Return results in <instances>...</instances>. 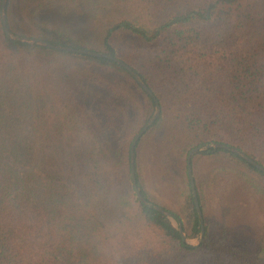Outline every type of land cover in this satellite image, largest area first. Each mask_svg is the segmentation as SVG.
<instances>
[{
	"label": "trees",
	"instance_id": "trees-1",
	"mask_svg": "<svg viewBox=\"0 0 264 264\" xmlns=\"http://www.w3.org/2000/svg\"><path fill=\"white\" fill-rule=\"evenodd\" d=\"M57 1L7 0L11 39L0 0V264H264V220L239 243L226 224L215 234L206 215L208 196L229 177L260 199L264 216L262 171L225 149L206 150L212 168L195 166L206 234L199 246L184 243L131 183V143L153 116V99L112 60L20 40L117 58L118 38L136 43L122 59L161 104L150 131L164 136L181 169L170 210L195 238L189 151L224 143L264 166V0H82L89 22L78 34L40 20L74 2ZM82 80L127 103L90 109L91 91L74 89ZM138 156L142 195L170 211L142 179Z\"/></svg>",
	"mask_w": 264,
	"mask_h": 264
},
{
	"label": "rangeland",
	"instance_id": "rangeland-1",
	"mask_svg": "<svg viewBox=\"0 0 264 264\" xmlns=\"http://www.w3.org/2000/svg\"><path fill=\"white\" fill-rule=\"evenodd\" d=\"M57 2L62 1L59 0ZM56 5L61 6L53 8L50 7L42 12L40 19L42 22H45L48 25L54 27L68 29L73 34L83 33V31L86 30L89 22L86 17L88 9L90 8L88 4H85L82 0H74L69 8L62 7V3H58ZM116 43L118 45V52L121 53L119 56L120 59L126 58V51H132L136 48V43L128 38H118ZM83 82L85 81L82 80L81 82L74 84L75 86H77V88L74 89H79V94L84 96L88 94V92L91 91L92 88L89 84H81ZM86 89H88V91ZM95 90L96 88L90 92L87 100V103H89V107L92 110L96 109L95 105H97V103H99V105L100 103L113 102L127 103L123 100H112L110 95L106 94L105 92H100L96 95ZM119 107L122 108L121 105H119ZM150 129L140 140L142 141V143L137 148L139 154L137 159L139 164V171L141 172L142 179L145 181L151 194L160 203L167 206L169 210H176L174 205V195L176 192L175 180L180 177L181 169L178 166L173 153L161 142L162 137L164 138V136L162 135L160 139L156 134V131H150ZM205 155V153H198L192 159L194 178L195 166L196 171L199 174H204L212 168V163L209 162L208 159H203ZM37 173L40 174L41 172L37 170ZM259 200L260 199L253 193L245 189L243 184L239 180L224 177L219 182L217 191L211 196H208V208L206 215L207 218L211 217V219L208 220L210 224L217 226L215 227L216 230L212 231L215 234H218L217 230H219V226H221L222 224H226L239 243L252 240L254 235L257 232L259 233L261 227L263 226L264 216ZM172 213L174 212L172 211ZM203 217L205 221L204 212ZM188 240L189 243L193 245L198 244V240L196 239V237L188 238Z\"/></svg>",
	"mask_w": 264,
	"mask_h": 264
},
{
	"label": "water",
	"instance_id": "water-1",
	"mask_svg": "<svg viewBox=\"0 0 264 264\" xmlns=\"http://www.w3.org/2000/svg\"><path fill=\"white\" fill-rule=\"evenodd\" d=\"M6 7H7V0H2L3 26H4V29L6 31L7 36L11 39H16L17 37L14 34H12L8 28L7 16H6ZM20 40L25 41V42H29L31 44H38V45L46 46L49 48H55L57 50H63V51H68V52H72V53L88 55L90 57L106 58V59L112 60V61L116 62L117 64H119L121 67H123L126 71H128L130 73V75L136 80V82L142 87V89L153 99V101L156 105L155 113L148 120V122L144 125L142 130L139 133H137V135L134 137V139L131 143V147H130L131 183H132V187H133L136 198L145 206L153 208V209L161 212L162 214L166 215L170 219V221L173 223L175 228L178 229L179 234H180L182 241L184 243H188L189 245L195 246V247L199 246L204 241L205 234H206L205 221H204L203 212H202V209L200 206V201H199L198 192H197V186H196V182H195V178H194V174H193L192 159L196 154L205 153V151L208 149H213L212 152H215L218 148H222V149H225L227 151H230L232 153L239 155L247 163H249L250 165H252L256 169H258L264 173V166L259 164L257 161L249 158L248 156L243 154L238 149H236L234 147H230L224 143L208 144V145L199 146V147L192 149L189 152L188 157H187V171H188V177H189L190 187H191V191H192V195H193V201H194L195 209H196V212H197L198 217L200 219V234L196 237V239L198 240V244L193 245V244L189 243V240H188V238H187V236L183 230L182 221L180 220V218L179 217L177 218L176 215L174 213H172L171 211L160 208L156 205H153L149 201H147L144 198V196L142 195L140 188L138 187V183H137L136 151H137L138 143L146 135V133L149 131V129L155 124V122L160 118L161 111H162L161 104H160L157 96L153 93V91L136 74V72L133 70V68L120 58H117V57H114V56H111V55L105 54V53L88 51L86 49H74L72 47H57V46H53V45L47 43L46 41L37 40L34 38L23 37V38H20Z\"/></svg>",
	"mask_w": 264,
	"mask_h": 264
}]
</instances>
